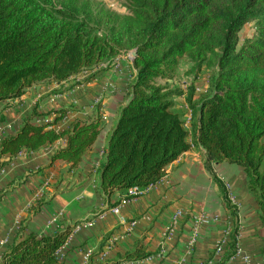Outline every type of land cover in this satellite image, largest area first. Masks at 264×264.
I'll use <instances>...</instances> for the list:
<instances>
[{
  "label": "trees",
  "instance_id": "16d2710c",
  "mask_svg": "<svg viewBox=\"0 0 264 264\" xmlns=\"http://www.w3.org/2000/svg\"><path fill=\"white\" fill-rule=\"evenodd\" d=\"M127 11L125 27L101 33L86 21L89 13L80 17L74 5L0 0V101L17 98L36 84L59 83L121 52L135 50L128 100L107 138L97 191L109 199L114 191L153 185L191 144L199 145L206 152L209 171L211 163L221 161L243 168L264 225V0H131ZM252 20H256L254 36L240 43V30ZM183 57L198 64L213 59L215 65L208 78V94L194 103L193 88L186 94L192 143L172 101L180 92L169 89L167 83ZM56 112L48 124L33 123L34 112L25 118L14 135L2 139L0 155L12 158L66 136L65 146L51 155L49 163L64 161L70 168L77 167L101 131L100 115L75 119L58 131L53 125L65 110ZM213 180L234 215L225 186L214 175ZM45 202L44 197L36 200L29 213L37 212ZM24 229L18 227L0 255V264H64L57 251L71 226L47 235L24 234ZM237 232L235 225L226 259L217 264L235 253ZM150 255L138 241L123 256L102 264L138 261Z\"/></svg>",
  "mask_w": 264,
  "mask_h": 264
},
{
  "label": "crops",
  "instance_id": "0c3cea01",
  "mask_svg": "<svg viewBox=\"0 0 264 264\" xmlns=\"http://www.w3.org/2000/svg\"><path fill=\"white\" fill-rule=\"evenodd\" d=\"M126 55L128 60L112 61L105 70L98 66L59 83L36 84L17 98L0 101V142L14 135L33 112V123L42 125L51 123L56 111L64 109L65 114L53 125L58 131L67 129L75 119L92 120L98 114L101 124L97 139L75 168L64 161L49 163L51 155L65 146L66 136L12 158L0 155V255L21 225L24 234L38 235L71 226L57 251L64 264L115 261L138 241L151 255L119 264H217L226 259L230 233L237 225L236 250L224 264H264V225L243 168L221 161L211 163L209 171L206 152L199 145L191 144L166 167L157 183L136 197H130L128 191H114L104 199L97 191L107 138L128 100L132 67L131 55ZM207 77L200 68L197 75L178 79L183 81L177 85L180 94L172 96L174 108L185 121L189 143L193 140L192 114L185 83H192L194 103L208 94ZM173 79L170 88L177 83V78ZM96 162L99 168L94 171ZM213 175L225 186L234 215ZM41 197L46 202L30 214L31 205Z\"/></svg>",
  "mask_w": 264,
  "mask_h": 264
},
{
  "label": "rangeland",
  "instance_id": "374dc122",
  "mask_svg": "<svg viewBox=\"0 0 264 264\" xmlns=\"http://www.w3.org/2000/svg\"><path fill=\"white\" fill-rule=\"evenodd\" d=\"M55 3H65L68 5H74L76 9L79 11L80 17H85V13H89L87 17H85L86 21L89 23L90 26L97 28L101 33L109 32V31H116L119 28L125 27V23L129 22L128 16L129 14L127 9L131 5V0H54ZM128 15V16H127ZM256 31V20H252L246 23L239 32V42H243L247 38H252ZM133 50H129L128 52L124 53L121 52L112 58L110 61L104 62L100 65V69L108 68L111 66L112 61H116L118 59L128 60L126 54L129 56L132 54ZM120 56V57H118ZM134 58V57H133ZM132 55L130 59L132 60ZM129 59V60H130ZM132 67V66H131ZM200 68H203L204 73L209 78L210 74L215 70L214 60L211 59L204 63H194L189 57H183L179 60L178 66L175 70L173 78H177V83L173 88V90H177L178 92L181 91L180 87L177 86L183 83V81H178V79H185L186 77L189 78L192 76L197 75V71ZM133 72V67L131 73ZM171 78V79H173ZM163 80H160L162 84L165 83ZM186 91H192V83L187 82L185 83ZM194 91V88H193ZM180 94V93H179ZM185 125V121H183ZM23 233V231H22Z\"/></svg>",
  "mask_w": 264,
  "mask_h": 264
},
{
  "label": "built area",
  "instance_id": "2783aa9c",
  "mask_svg": "<svg viewBox=\"0 0 264 264\" xmlns=\"http://www.w3.org/2000/svg\"><path fill=\"white\" fill-rule=\"evenodd\" d=\"M167 83L168 84H174V79H170V80H167ZM99 168V163L96 162L95 165H94V171H96L97 169ZM128 191V195L130 197H136L138 195H140L142 192H143V189H140V188H137V187H132L130 189L127 190ZM113 211L114 212H117L118 209L117 208H113ZM180 213H178L177 215H175L173 217V220H175V218L179 215ZM193 240H194V236L191 238V242L190 243H193Z\"/></svg>",
  "mask_w": 264,
  "mask_h": 264
},
{
  "label": "water",
  "instance_id": "95a60500",
  "mask_svg": "<svg viewBox=\"0 0 264 264\" xmlns=\"http://www.w3.org/2000/svg\"><path fill=\"white\" fill-rule=\"evenodd\" d=\"M131 55H132V58L135 56V50H133Z\"/></svg>",
  "mask_w": 264,
  "mask_h": 264
}]
</instances>
